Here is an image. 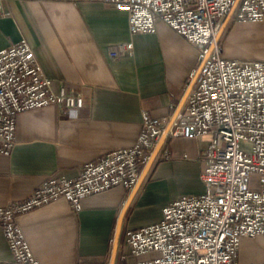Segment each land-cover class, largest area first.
Masks as SVG:
<instances>
[{
    "label": "crops",
    "instance_id": "obj_1",
    "mask_svg": "<svg viewBox=\"0 0 264 264\" xmlns=\"http://www.w3.org/2000/svg\"><path fill=\"white\" fill-rule=\"evenodd\" d=\"M4 9L11 16L0 18V50L26 39L52 89L81 96L84 106L75 118L53 106L18 116L15 148L0 157V207L27 199L48 177L76 178L105 153L133 147L143 114L173 117L201 65L200 49L164 23L154 34H132L128 13L100 1L9 0ZM223 35L227 58L264 59V24L241 23L233 15ZM126 42H133V56L112 60L109 48ZM208 145V138L165 141L162 149L171 157L161 149L128 207L116 264H124L120 257L129 251L128 230L160 222L163 208L181 196L205 192L202 153ZM134 189L89 197L80 212L61 199L22 215L19 224L41 264H110ZM12 258L0 227V264ZM238 259L262 264L264 237L243 240Z\"/></svg>",
    "mask_w": 264,
    "mask_h": 264
},
{
    "label": "built area",
    "instance_id": "obj_2",
    "mask_svg": "<svg viewBox=\"0 0 264 264\" xmlns=\"http://www.w3.org/2000/svg\"><path fill=\"white\" fill-rule=\"evenodd\" d=\"M8 1L0 0V18L11 16L4 9ZM36 1H100L128 13L132 34H154L161 22L200 49L201 63L212 50L167 133L172 117L144 113L133 147L105 153L83 165L76 178L48 177L27 199L0 207V227L13 256L5 264H41L19 224L22 215L61 199L80 212L89 197L115 187L133 189L164 135L166 140L209 139L202 153L205 192L181 196L163 208L160 222L128 230L129 251L120 261L241 264L242 241L264 237V59L227 58L217 40L237 0ZM233 15L241 23L264 24V0H240ZM108 54L112 60L132 57L134 44H117ZM52 106L75 118L84 99L64 88L52 89L26 39L0 50V157H9L15 148L20 114ZM161 153L170 159L167 149ZM130 257L137 260L129 263Z\"/></svg>",
    "mask_w": 264,
    "mask_h": 264
},
{
    "label": "water",
    "instance_id": "obj_3",
    "mask_svg": "<svg viewBox=\"0 0 264 264\" xmlns=\"http://www.w3.org/2000/svg\"><path fill=\"white\" fill-rule=\"evenodd\" d=\"M239 1H240V0H237V1H236V4H235V6L233 7L231 13H230L229 16L224 20V22H223V24H222V26H221V29H220V31H219V34H218L217 40H220V38L222 37L223 32H224L226 26L228 25V22L230 21L231 17L233 16V14H234V12H235L237 6H238ZM211 50H212V48L210 49V51H209V53H208L206 59L208 58V56H209ZM206 59L201 63L200 67L198 68L197 73H196V75H195V77H194V79H193V81H192V83H191V85H190V87H189V89H188V91H187V93H186V96H185V98H184V100H183V103H182V105H181V109L178 110V111L175 113V115L172 117V120H171V122H170V124H169V126H168V128H167L166 133L172 128V125H173L175 119H176L177 116L180 114V112H181V110H182V107L184 106V104H185V102H186V99H187L188 95L190 94L191 90L193 89V87L195 86V84H196V82H197V80H198L199 74H200V72H201V69H202V67H203L204 62L206 61ZM165 141H166V135H164V136L160 139V141L158 142V144H157V146H156V148H155V150H154V152H153V154H152V156H151L149 162L147 163V165H146V167H145V169H144V171H143V173H142V175H141V177H140V179H139L137 185L135 186V189L133 190V192H132V194H131V196H130L128 202H127V204L125 205V208H124V210H123V213H122V215H121V217H120V219H119V222H118L117 231H116V236H115V242H114V249H113V254H112V259H111V263H110V264H116V259H117L118 250H119V243H120V238H121V234H122V227H123V220H124L125 213H126L128 207L130 206V204H131L133 198L135 197L137 191L139 190V188H140V186H141L143 180L145 179L146 175L148 174L150 168L152 167L154 161L156 160V158H157L159 152L161 151V149H162V147H163Z\"/></svg>",
    "mask_w": 264,
    "mask_h": 264
},
{
    "label": "rangeland",
    "instance_id": "obj_4",
    "mask_svg": "<svg viewBox=\"0 0 264 264\" xmlns=\"http://www.w3.org/2000/svg\"><path fill=\"white\" fill-rule=\"evenodd\" d=\"M225 39H226V37L223 35V37H221V38H220V41H219V42H220V45H221L222 48H223V53H224V43H225ZM224 55H225V54H224ZM240 59H241V58H240ZM256 179H257L256 177H252V179H251V183H252V184H256V182H257Z\"/></svg>",
    "mask_w": 264,
    "mask_h": 264
}]
</instances>
